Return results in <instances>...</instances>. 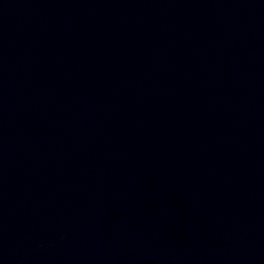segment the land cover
I'll return each instance as SVG.
<instances>
[{
    "label": "water",
    "instance_id": "1",
    "mask_svg": "<svg viewBox=\"0 0 264 264\" xmlns=\"http://www.w3.org/2000/svg\"><path fill=\"white\" fill-rule=\"evenodd\" d=\"M0 264H264V0H0Z\"/></svg>",
    "mask_w": 264,
    "mask_h": 264
}]
</instances>
